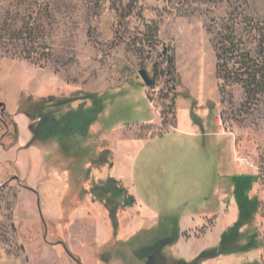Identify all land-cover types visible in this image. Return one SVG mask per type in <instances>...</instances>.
<instances>
[{
	"label": "rangeland",
	"instance_id": "374dc122",
	"mask_svg": "<svg viewBox=\"0 0 264 264\" xmlns=\"http://www.w3.org/2000/svg\"><path fill=\"white\" fill-rule=\"evenodd\" d=\"M234 18L242 29H256V35L245 36L241 48L258 53L264 40V0H0V55L45 70L51 86L61 87L29 101L28 107L43 115L44 132L39 138L58 140L62 156L58 160L71 180L89 177L96 139L106 130H112L109 138L120 145L123 138L143 141L163 135L175 130L177 121L190 118L224 135L227 165H236V143V158L243 159L237 163L245 171L261 172L264 100L251 105L242 85L220 79L216 72V35ZM172 58L175 82L167 76ZM228 66L232 69L233 63ZM140 70L153 80L151 87L143 82ZM49 103L55 108L61 105L64 111L52 126L46 122ZM80 108L84 116L96 112L87 137L78 124L69 122V115ZM145 116L158 123H141ZM99 143L100 151L108 149L109 142ZM107 152H102L99 169L106 170ZM14 190L0 188V249L9 252L18 249ZM129 197L128 191L119 197L123 208L134 204ZM90 200L86 222L80 218L74 228L76 232L84 228L86 236L95 222L102 221L105 209L109 213L106 200L93 195ZM179 212L149 234L138 232L129 244L102 249H136L137 257H128L124 264H149L145 259L152 251L169 249L176 242L159 246L177 239ZM77 241L75 246L81 245V238ZM153 264L163 263L154 260Z\"/></svg>",
	"mask_w": 264,
	"mask_h": 264
},
{
	"label": "crops",
	"instance_id": "0c3cea01",
	"mask_svg": "<svg viewBox=\"0 0 264 264\" xmlns=\"http://www.w3.org/2000/svg\"><path fill=\"white\" fill-rule=\"evenodd\" d=\"M52 83L45 70L0 55V117L4 120L0 188H16L18 244L10 252L0 249V264H124L128 257H137L136 249L102 248L124 246L138 232H153L177 210H181L176 216L177 240L169 249H159L155 259L163 264H192L204 251L217 248L222 235L238 222L233 178L244 176L256 178L248 195L261 205L254 219L240 229L237 247L243 249L200 264H264V170L245 171L237 163L236 143V165L229 166L221 141L224 135L208 131L206 123L193 118L177 121L176 129L163 135L143 141L123 138L120 145L109 138L112 130H106L96 139L97 154L89 177L71 180L58 160L62 158L58 140L39 138L44 132L40 128L43 115L28 107L29 101L44 98L46 91L61 88ZM59 116H64L61 105H46L48 125ZM141 123L158 121L145 116ZM105 140L108 149L100 151L99 142ZM104 151H108L106 170L97 163ZM206 155H210L208 161ZM109 179L121 182L134 204L120 210L117 230L105 209L102 221H94L90 236L84 228L76 232L80 218L86 222L90 189ZM80 238L81 245L75 246Z\"/></svg>",
	"mask_w": 264,
	"mask_h": 264
},
{
	"label": "trees",
	"instance_id": "16d2710c",
	"mask_svg": "<svg viewBox=\"0 0 264 264\" xmlns=\"http://www.w3.org/2000/svg\"><path fill=\"white\" fill-rule=\"evenodd\" d=\"M239 24L237 19H231L216 35V72L218 78L223 80L231 78L232 84L242 85L246 102L257 106L264 100V40L260 42V48H262L258 53L242 49L241 46L244 44L242 40H244L245 36H251L257 33V31L253 26L249 29H242ZM231 62L233 63V68L229 69L228 65ZM174 73V59L172 58L170 60L167 76H170L173 82H175ZM147 99L150 100L149 97H147ZM95 118L96 112H89L84 116L82 114V108H80L78 111L69 115V122L71 124H78L81 128V135L87 137L89 124L95 122ZM0 122V129H3V117H0ZM163 123L166 124L165 121H163ZM103 155H105V153L99 155L97 163L104 160ZM255 181L256 178L251 176L233 178L235 195L240 212L239 220L222 235L220 245L217 248L204 251L192 264H200L205 260L232 254L236 251L235 249H243L237 247L240 238V229L253 220L261 205L258 199L250 198L248 195ZM90 192L97 199L106 200L112 226L114 230H117V214L123 207L119 201V197L127 194L126 188L122 187L117 180L109 179L104 186H93ZM129 199L132 204V197H129ZM176 240L177 239L162 241L159 246H169ZM253 246L254 244L252 243L248 248ZM158 250H155V253Z\"/></svg>",
	"mask_w": 264,
	"mask_h": 264
},
{
	"label": "water",
	"instance_id": "95a60500",
	"mask_svg": "<svg viewBox=\"0 0 264 264\" xmlns=\"http://www.w3.org/2000/svg\"><path fill=\"white\" fill-rule=\"evenodd\" d=\"M139 75L147 87H151L153 85V80L149 77L145 70H140Z\"/></svg>",
	"mask_w": 264,
	"mask_h": 264
},
{
	"label": "flooded vegetation",
	"instance_id": "af4514ba",
	"mask_svg": "<svg viewBox=\"0 0 264 264\" xmlns=\"http://www.w3.org/2000/svg\"><path fill=\"white\" fill-rule=\"evenodd\" d=\"M155 251H152V253H150L149 254V259H151V261L150 260H148L149 261V264H153L154 263V260H156L155 258L156 257H158V254L157 253H154ZM157 261V260H156Z\"/></svg>",
	"mask_w": 264,
	"mask_h": 264
},
{
	"label": "built area",
	"instance_id": "2783aa9c",
	"mask_svg": "<svg viewBox=\"0 0 264 264\" xmlns=\"http://www.w3.org/2000/svg\"><path fill=\"white\" fill-rule=\"evenodd\" d=\"M237 160L242 163L243 162V159H241L240 157L237 156Z\"/></svg>",
	"mask_w": 264,
	"mask_h": 264
}]
</instances>
